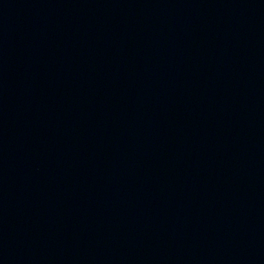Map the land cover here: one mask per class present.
Returning <instances> with one entry per match:
<instances>
[{
    "label": "water",
    "instance_id": "1",
    "mask_svg": "<svg viewBox=\"0 0 264 264\" xmlns=\"http://www.w3.org/2000/svg\"><path fill=\"white\" fill-rule=\"evenodd\" d=\"M0 264H264V0H0Z\"/></svg>",
    "mask_w": 264,
    "mask_h": 264
}]
</instances>
